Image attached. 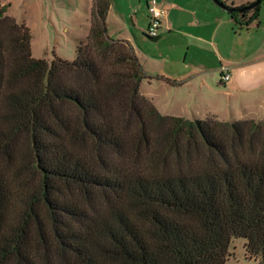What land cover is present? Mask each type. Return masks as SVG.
<instances>
[{"label": "trees", "instance_id": "1", "mask_svg": "<svg viewBox=\"0 0 264 264\" xmlns=\"http://www.w3.org/2000/svg\"><path fill=\"white\" fill-rule=\"evenodd\" d=\"M109 7L47 61L0 2V264H264V121L161 115Z\"/></svg>", "mask_w": 264, "mask_h": 264}, {"label": "crops", "instance_id": "2", "mask_svg": "<svg viewBox=\"0 0 264 264\" xmlns=\"http://www.w3.org/2000/svg\"><path fill=\"white\" fill-rule=\"evenodd\" d=\"M151 1L138 0L121 8L115 0H110L106 17L108 37L130 46L148 77L140 86L142 96L163 116L190 121L208 118L220 122L264 121V22L261 14L254 19L250 11L235 18L213 0H156L167 13L162 20L159 40L153 42L147 36ZM219 1L232 8L245 5ZM0 2L8 13L13 0ZM46 2L50 4L49 14H46ZM24 3L25 15L32 5L37 6L42 35L71 34L66 44L74 54L64 56L61 43L56 40L53 56L38 59L51 61L58 57L74 61L79 43L90 34L95 0H25ZM62 10L69 11L73 20L57 26L54 12L60 14ZM23 19L21 24H25L32 35L33 54V26L26 16ZM224 70L231 76L227 83L222 80Z\"/></svg>", "mask_w": 264, "mask_h": 264}, {"label": "rangeland", "instance_id": "3", "mask_svg": "<svg viewBox=\"0 0 264 264\" xmlns=\"http://www.w3.org/2000/svg\"><path fill=\"white\" fill-rule=\"evenodd\" d=\"M138 0H115V4L121 8H127L129 3L135 4ZM257 0H229L230 3L237 2V3H243L245 4L244 7L251 5L252 3L256 2ZM25 0H13V6L11 9H9L7 15L15 16L17 19L16 21L21 24L23 19V16H26L28 20L32 23L33 26V34H34V52H33V57L35 58H40L43 56H47L45 58H50L53 56V46L54 42L57 40V43H61V50L64 52V56H71L73 53L72 49L66 44L68 39H71V34L63 32V34L58 33H53L47 35H42L43 31L41 30V21L38 15V10L37 6L32 5L30 8L31 11L28 13V15H25V6L26 4L24 3ZM48 6V7H47ZM49 2H46V14L48 12L49 14ZM66 6H69L66 4ZM243 7V6H241ZM65 8V7H63ZM57 11V10H56ZM259 13L262 16V20L264 22V1L260 5V10ZM240 17L242 15H239ZM54 17L53 20L57 26L66 25L69 24L72 20L73 17L69 11L62 10V13L58 14V12H54ZM264 28V26H263ZM50 44V45H49ZM66 46V47H65ZM64 48V49H63ZM48 54V55H46ZM53 60V59H52ZM51 60V61H52ZM72 62V61H70ZM246 243V240L243 238H233L231 245H230V252L233 254L231 258L226 262V264H258L257 261L254 260H247L245 257V250H244V245Z\"/></svg>", "mask_w": 264, "mask_h": 264}, {"label": "built area", "instance_id": "4", "mask_svg": "<svg viewBox=\"0 0 264 264\" xmlns=\"http://www.w3.org/2000/svg\"><path fill=\"white\" fill-rule=\"evenodd\" d=\"M148 12L151 22L147 31V36L152 39L157 38L159 37L162 20L165 17L167 10L165 8H161L156 0H152L149 4ZM230 79V74L224 70L222 73V80L227 83Z\"/></svg>", "mask_w": 264, "mask_h": 264}, {"label": "water", "instance_id": "5", "mask_svg": "<svg viewBox=\"0 0 264 264\" xmlns=\"http://www.w3.org/2000/svg\"><path fill=\"white\" fill-rule=\"evenodd\" d=\"M219 7H221L222 9L230 12V13H234V12H243V11H252L254 10L256 7L260 6L261 3L264 0H257L256 2L252 3L251 5H248L247 7L244 8H232V7H227L225 4L221 3L219 0H213ZM151 39V38H150ZM159 40V37L157 38H153L151 39V41L156 42Z\"/></svg>", "mask_w": 264, "mask_h": 264}]
</instances>
